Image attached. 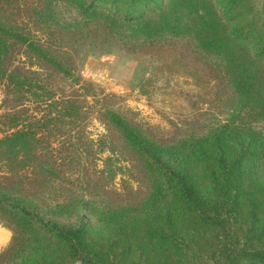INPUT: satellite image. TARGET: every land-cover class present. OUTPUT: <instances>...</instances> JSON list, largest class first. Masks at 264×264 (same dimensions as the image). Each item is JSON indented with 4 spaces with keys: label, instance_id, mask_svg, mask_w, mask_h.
<instances>
[{
    "label": "trees",
    "instance_id": "1",
    "mask_svg": "<svg viewBox=\"0 0 264 264\" xmlns=\"http://www.w3.org/2000/svg\"><path fill=\"white\" fill-rule=\"evenodd\" d=\"M70 1L84 18L102 15L146 37L191 35L225 62L241 107L206 134L172 145L107 112L144 164L146 197L114 208L79 199L42 208L0 192V216L15 229L5 264H264V136L254 127L264 121V0ZM15 45L70 76L28 34L0 20V82L32 87L5 69ZM32 142L28 126L5 133L0 157L26 164Z\"/></svg>",
    "mask_w": 264,
    "mask_h": 264
},
{
    "label": "rangeland",
    "instance_id": "2",
    "mask_svg": "<svg viewBox=\"0 0 264 264\" xmlns=\"http://www.w3.org/2000/svg\"><path fill=\"white\" fill-rule=\"evenodd\" d=\"M84 18L70 0L0 2V20L28 34L70 70L57 71L21 45L5 69L30 91L0 82V138L32 131L29 162L0 157V192L40 207L79 199L92 205H136L150 181L140 157L105 119L115 112L157 144L202 136L237 114L232 76L191 35L146 37ZM51 100L54 102L50 103ZM264 136V121L254 124ZM27 156V155H26ZM0 249L5 264L15 229Z\"/></svg>",
    "mask_w": 264,
    "mask_h": 264
},
{
    "label": "crops",
    "instance_id": "3",
    "mask_svg": "<svg viewBox=\"0 0 264 264\" xmlns=\"http://www.w3.org/2000/svg\"><path fill=\"white\" fill-rule=\"evenodd\" d=\"M9 241L7 232L0 227V249L4 248Z\"/></svg>",
    "mask_w": 264,
    "mask_h": 264
}]
</instances>
